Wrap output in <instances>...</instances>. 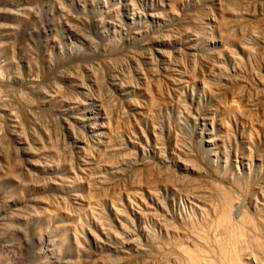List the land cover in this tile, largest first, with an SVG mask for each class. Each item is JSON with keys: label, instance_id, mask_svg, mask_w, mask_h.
I'll return each instance as SVG.
<instances>
[{"label": "rangeland", "instance_id": "rangeland-1", "mask_svg": "<svg viewBox=\"0 0 264 264\" xmlns=\"http://www.w3.org/2000/svg\"><path fill=\"white\" fill-rule=\"evenodd\" d=\"M0 264H264V0H0Z\"/></svg>", "mask_w": 264, "mask_h": 264}]
</instances>
